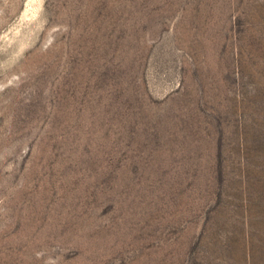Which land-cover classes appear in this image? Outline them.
Returning <instances> with one entry per match:
<instances>
[{
	"label": "rangeland",
	"instance_id": "374dc122",
	"mask_svg": "<svg viewBox=\"0 0 264 264\" xmlns=\"http://www.w3.org/2000/svg\"><path fill=\"white\" fill-rule=\"evenodd\" d=\"M0 264H264V0H0Z\"/></svg>",
	"mask_w": 264,
	"mask_h": 264
}]
</instances>
